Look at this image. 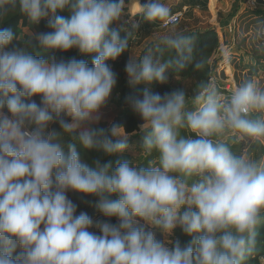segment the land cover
I'll return each mask as SVG.
<instances>
[{
	"label": "clouds",
	"instance_id": "clouds-1",
	"mask_svg": "<svg viewBox=\"0 0 264 264\" xmlns=\"http://www.w3.org/2000/svg\"><path fill=\"white\" fill-rule=\"evenodd\" d=\"M17 13L47 30L0 28V264H250L264 250V158L235 154L229 138L264 145V86L244 79L227 98L214 83L191 97L153 90L202 67L195 37L174 26L160 56L124 66L128 85H143L125 98L143 159L125 158L123 121L101 126L110 62L141 24L171 21L166 0H0V23ZM71 50L91 64L43 55ZM89 151L106 159L89 164ZM69 192L95 200L100 218L77 214Z\"/></svg>",
	"mask_w": 264,
	"mask_h": 264
},
{
	"label": "trees",
	"instance_id": "trees-1",
	"mask_svg": "<svg viewBox=\"0 0 264 264\" xmlns=\"http://www.w3.org/2000/svg\"><path fill=\"white\" fill-rule=\"evenodd\" d=\"M142 2V1H141ZM67 15V13H64ZM45 23L42 21L37 26H31L27 19L20 14H11L5 18L3 23H0V28H10L14 32H17L18 35L23 39L27 38L29 35L23 34V29H28L30 32L32 31H45ZM264 27V9L262 8L261 4H257V6L253 9H244L241 11L235 21L233 27V38H234V45L237 46L238 49L244 52H251L253 48V41L256 39L257 49L264 56V35L262 34V30ZM193 35L196 41L195 47V61H199L202 63V67L197 69L193 66V64H189L181 71H171L169 73V82L166 86H153V90L155 91H170L172 89H183L186 94L191 97L195 93V88L201 84L202 82H207L208 80V73L209 67L207 64L208 58L218 47V38L216 32L214 30H207L204 32H192L187 33ZM22 44L20 41H14L13 45L9 47H21ZM131 47V39L129 43V49ZM161 50H163V45L161 46ZM129 49L128 51L123 54L120 58H118L115 62H110L113 71L117 74V85L112 93V99L110 103L116 105L118 107L124 108L126 111L123 115L115 117L113 120H120L123 121L125 125V130L128 132L129 135H133L134 138L140 137V128L139 124L140 121L138 118L133 116L130 110L127 107L125 102V98L136 94L139 91V88L142 86H138V88L133 89L127 83L126 73L124 72V66L129 58ZM145 51L142 52V55ZM45 56L54 55L56 59H64L69 60L72 58L75 59H83L86 60L89 65L91 64L92 57L90 56H82L76 50H71L67 53H60V52H49L43 54ZM161 55V51H160ZM162 58L167 59L168 53L167 51H163ZM194 61V62H195ZM112 120V121H113ZM107 126V125H102ZM53 128H57L56 125H52ZM58 130V128H57ZM132 139H130L131 141ZM247 140V139H244ZM248 141V140H247ZM132 144V143H131ZM233 151L237 155H241V152L245 149L244 141L237 142L234 145H231ZM261 147V145H260ZM262 149V147H261ZM263 150V149H262ZM154 157H149L148 159H153ZM113 161L117 159V157L112 158ZM144 162H147L146 160ZM96 202L93 199H89L87 202L83 204V206L77 211L79 212H87L93 218L96 214H98L96 206ZM114 223V221H112ZM264 231V229H262ZM177 238L182 239L179 235V232L176 233ZM264 239V236L261 237ZM264 258V250L260 252L255 258L250 261V264H260V259Z\"/></svg>",
	"mask_w": 264,
	"mask_h": 264
},
{
	"label": "rangeland",
	"instance_id": "rangeland-1",
	"mask_svg": "<svg viewBox=\"0 0 264 264\" xmlns=\"http://www.w3.org/2000/svg\"><path fill=\"white\" fill-rule=\"evenodd\" d=\"M243 1L245 2L244 4H246L247 0H243ZM259 3L261 4L262 8L264 9V0H255V6L251 7V8L252 9L255 8L257 6V4H259ZM238 8H239V6H234L232 11L227 14L226 18H223L219 14L218 19H217L218 22H221L222 24H225V25L229 24L230 23L229 19L232 17H234V21H235V19L237 17L236 15H238L241 11H243V10H238ZM244 9H247V8H244ZM202 11H203V9H200L201 16H197V17L195 16L194 17L195 20H194V18H192L193 17L192 12L185 13L184 16L182 17L183 20H181L179 25H176L175 27H177L179 30H184L183 29L185 27V26L183 27V24H184V25L188 26L187 30H185L186 32H204V31H207V30H205V28L211 27V24L208 21L209 17H211V16L208 12H206V10L203 12ZM213 18H215V13L213 15ZM234 21H233V25H234ZM214 24H215V22L213 23V25ZM172 28L161 29V30L157 31V33L162 35V34L167 33L168 31H170ZM227 28L229 31L228 25H227ZM223 29H224L223 30L224 34H226L227 32H226L225 28H223ZM27 30L28 29L22 30V35L25 34V31H27ZM208 30H214V29H208ZM224 34H223V39L221 41V40H219L220 39L219 35H217V32H216V35L218 38V47L214 51V53H212L210 55V57L208 58V61H207V64L209 67L208 76L211 75L213 78L220 81L219 83L221 85L223 83H233L235 85V84L240 83L244 79L253 78L261 86H264V56H262L261 53L259 52V50L257 49L256 39H254V41H253V45H252L253 48H252V50H250L251 52H249V53L244 52V51L238 49L237 46L234 45L233 48L230 50V52L227 54V56H225V54L227 52V51H225V48L227 46H232V44H229V42H226L228 39H227V36L225 38ZM233 44H234V42H233ZM161 46L162 45H159V50H158V40H157V41L147 45L143 51L146 52L148 50H151L154 55L160 56V51L162 48ZM229 79L231 81H228ZM205 83H207V82H202L201 84H199L195 88L194 91L196 92L199 89V87ZM153 86L154 85H152V87ZM111 99H112V96L110 97V100ZM110 100H109L106 108L103 109V110H105L104 112L106 114L108 113V109H109L108 107L109 106L116 107L117 109L122 108V107H118L116 105L111 104ZM122 111H124V113H125L126 110L123 108ZM115 117H117V116H115ZM115 117H113V119ZM108 124L109 123H105V122L101 121V126L102 125H108ZM129 137H130V139H132L131 140L132 151L128 155L126 154L125 158H131L133 160H142L143 159L142 150L138 146L139 138L133 139V137H134L133 135H129ZM232 141H234V142H232ZM240 141H244V145H245V149L241 152V155L251 153L257 159L264 158V145H261V147L263 149L262 150L260 146H253L247 140L238 139L235 137L229 138V142L231 143V145H234ZM98 158L99 159H106L102 156V154L97 153L95 151H89L83 155V159L86 162H88L89 164H91L95 159H98ZM68 196L70 199L73 200L74 203L77 204V206H78L77 211L83 206V204L85 202H87L89 199H91V198H88V199L82 200L77 194H74L71 192L68 193ZM94 218H100L99 214H96ZM179 235L182 239H185L180 233H179ZM260 264H264V258L260 259Z\"/></svg>",
	"mask_w": 264,
	"mask_h": 264
},
{
	"label": "crops",
	"instance_id": "crops-1",
	"mask_svg": "<svg viewBox=\"0 0 264 264\" xmlns=\"http://www.w3.org/2000/svg\"><path fill=\"white\" fill-rule=\"evenodd\" d=\"M242 1L243 0H166V3L171 7L173 14L181 13L182 17L184 16L185 13H188V12L193 13L192 18H194L195 16L196 17L201 16L200 9H203V11L206 10V12H208L211 16L208 19V21L211 24V27L205 28V30L214 29L217 32V35H219V38H220L219 40L222 41L223 34H224L223 28H225L227 33L224 34V36L225 38L227 36V39H228V40L226 39L227 40L226 42H229V44H233L234 17L230 18L229 19L230 23L226 25L222 24L221 22H218L217 19H218L219 14L223 18H226L227 14L232 11L234 6H239L238 10H244V8L250 9L248 8L246 4H244L245 2L244 1L242 2ZM127 2L128 0H126V3ZM214 13H215V18H213ZM214 22L215 24L213 25ZM160 23L161 22H156L155 24L143 23L141 24L140 28L133 33V36L131 38V47L129 49V58L133 56L142 55V52L147 45L158 40V37L160 36V34L157 33V31L161 30ZM227 25L229 27V31H228ZM183 27H184L183 31L185 33H192V32L185 31L188 28L187 25L183 24ZM30 33H31L30 30L25 31V34L27 35H30ZM141 86L143 87V85ZM108 108L109 109H108L107 114L104 112L105 110H103L104 117L102 121L105 123H110L113 120V117L121 116L124 114V111H122L123 108L117 109L116 107H113V106H109Z\"/></svg>",
	"mask_w": 264,
	"mask_h": 264
},
{
	"label": "built area",
	"instance_id": "built-area-1",
	"mask_svg": "<svg viewBox=\"0 0 264 264\" xmlns=\"http://www.w3.org/2000/svg\"><path fill=\"white\" fill-rule=\"evenodd\" d=\"M246 5L248 6V8L253 7V6H250V0L246 1ZM181 19H182L181 13H174L170 22H167V23L161 22L160 23V28L161 29H168V28L174 27L180 23ZM262 34L264 35V27L262 30ZM233 42H234V40H233ZM233 46H234V44H232V46H227L225 48V51H227L225 56H227V54L230 52V50L232 49ZM228 81H231V80L229 79ZM219 82L220 81L213 78L211 75L208 76L207 83H214L219 88V90L221 91L223 96L225 98H227L231 94V90H232V87L234 86V84L233 83H223L221 85Z\"/></svg>",
	"mask_w": 264,
	"mask_h": 264
}]
</instances>
